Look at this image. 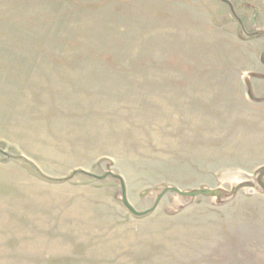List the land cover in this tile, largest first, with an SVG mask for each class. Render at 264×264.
<instances>
[{
    "label": "rangeland",
    "instance_id": "1",
    "mask_svg": "<svg viewBox=\"0 0 264 264\" xmlns=\"http://www.w3.org/2000/svg\"><path fill=\"white\" fill-rule=\"evenodd\" d=\"M260 101L264 0H0V264H264Z\"/></svg>",
    "mask_w": 264,
    "mask_h": 264
},
{
    "label": "crops",
    "instance_id": "2",
    "mask_svg": "<svg viewBox=\"0 0 264 264\" xmlns=\"http://www.w3.org/2000/svg\"><path fill=\"white\" fill-rule=\"evenodd\" d=\"M257 99L259 98H256V100ZM254 104L258 105V107L253 108L252 111L250 112L248 111L247 113H255L256 110L264 104V101H260L259 103H254ZM8 114H9V119H11L9 122V126L12 129L11 132L18 134L20 137V142H17L18 144L14 146L19 152H20V149H23V150L28 149V154H24L25 155L24 157L26 160L32 161L33 163H35L33 160L36 159L37 149L41 148V146H39V141L50 140L48 139L49 133L46 135L43 134L41 136L39 135V133L42 134L44 132L51 131L52 129H54V127L58 125V122H54L55 120L53 121L44 120L40 118V117L45 118L47 116H51L49 114L47 115V113H30V112L20 113L19 112V113H8ZM72 125L73 123L71 121H68L67 123L68 128H71ZM26 141H29V143L25 146L24 143ZM112 197L113 196H111V198ZM79 201L83 204L86 203V201L84 200H79ZM108 202H109L108 206H103V205H96L94 201H89L88 205H90V207L85 206L83 209H81L80 207H70L69 206V207L61 208L59 210L61 212V215H63V218H62L63 220H73L75 219L74 215H77L80 213L91 218L90 215H92L93 211L98 210V209L104 210L105 213L110 212L111 213L110 215H112V217L110 218L111 223L114 224L116 222L117 226H120L118 238H123V227L125 228V230L127 228H130L132 225L136 224L137 219L132 214V212H130L126 207H123L119 203H116L114 200H111ZM129 206L134 210V213H135L136 207L134 206V204L130 203ZM62 219L59 218L58 220H62ZM79 219L80 218L76 220H79ZM52 225L55 227L54 223ZM64 227L66 228L67 231L70 230V223L66 221L62 222L61 224L58 223L57 229L65 230ZM72 256L73 255L68 254V258Z\"/></svg>",
    "mask_w": 264,
    "mask_h": 264
},
{
    "label": "water",
    "instance_id": "3",
    "mask_svg": "<svg viewBox=\"0 0 264 264\" xmlns=\"http://www.w3.org/2000/svg\"><path fill=\"white\" fill-rule=\"evenodd\" d=\"M247 95H248V98H249L250 100L253 99V98H252V94H251V92H250V89H248V91H247ZM242 184H246V185L250 184V179H247V180L243 181ZM255 187H256V185H255ZM258 188L260 189V191H262V193H264V185H263L261 182L258 183ZM122 199H123V204H124V206H125L130 212L134 213V210H133V209L129 206V204L126 202L124 196H122Z\"/></svg>",
    "mask_w": 264,
    "mask_h": 264
},
{
    "label": "bare ground",
    "instance_id": "4",
    "mask_svg": "<svg viewBox=\"0 0 264 264\" xmlns=\"http://www.w3.org/2000/svg\"><path fill=\"white\" fill-rule=\"evenodd\" d=\"M244 179V180H243ZM248 179V176L247 175H242V174H240V173H235V174H231V175H229L228 176V181L229 182H231V183H233V184H237V183H239L240 181H245V180H247ZM242 181V182H243Z\"/></svg>",
    "mask_w": 264,
    "mask_h": 264
},
{
    "label": "trees",
    "instance_id": "5",
    "mask_svg": "<svg viewBox=\"0 0 264 264\" xmlns=\"http://www.w3.org/2000/svg\"><path fill=\"white\" fill-rule=\"evenodd\" d=\"M263 171H264V167H263V169H262Z\"/></svg>",
    "mask_w": 264,
    "mask_h": 264
}]
</instances>
